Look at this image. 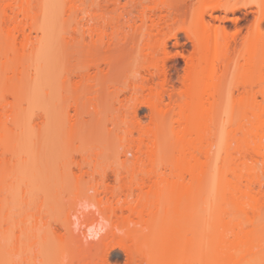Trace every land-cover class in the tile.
Instances as JSON below:
<instances>
[{
	"label": "bare ground",
	"instance_id": "1",
	"mask_svg": "<svg viewBox=\"0 0 264 264\" xmlns=\"http://www.w3.org/2000/svg\"><path fill=\"white\" fill-rule=\"evenodd\" d=\"M84 1L0 0V264H24L23 237L29 240L28 246L37 245L32 263L40 264L38 252L46 242L37 233L45 222L43 217L27 213L30 205L24 201L25 207L20 206L16 195L20 179L35 178L36 159L25 145L33 141L37 151L38 128L30 121L36 116L38 70L44 75L42 68L64 65L70 70L92 67L109 73L126 63L125 58H132L133 64L139 58L136 65L150 70L153 77H162L161 81L167 79V65L160 61V55L169 54L170 36L178 44L177 32L160 36L142 19L130 27V47L123 43L116 48L120 28L116 26L115 6L97 11ZM108 1L116 5V0ZM258 1L257 14L245 33L239 30L233 35L206 16L217 17L221 12L227 17L245 7L246 1H203L192 24L180 28L193 46L188 56L180 53L185 56L182 87L152 88L144 78L147 83L134 84L132 89L134 94L147 89L150 122L143 124L136 119L135 108L116 115L118 131L113 140L118 141L123 155L132 153L130 159H118L117 167L111 170L119 187L126 190L118 209L165 224L175 213L179 222L176 231L162 230L147 239L131 238L130 264H264V0ZM172 3L162 1L174 9L167 12L178 14ZM152 16L147 19L154 26ZM116 50L121 61L116 60ZM233 81V87L242 88L237 95L230 85ZM6 94L12 96L11 102L5 101ZM80 96L74 92L70 97L78 103ZM164 96L169 105H163ZM66 126L68 133H73L75 124ZM21 146L28 150L23 148V154L27 153L24 159L30 162L27 165L18 162ZM7 154L17 155V161ZM100 156L95 150L82 164L103 180L109 166H101ZM63 180L68 186L67 178ZM101 184L73 186L74 201L80 208L71 214L77 241L62 253L61 264L103 263L104 258L95 261L96 254L89 249L114 233L107 223L113 208L101 198L93 199ZM66 185L64 190L69 189ZM134 188L138 193L134 194ZM89 190L94 191L92 197ZM206 204L208 211L203 216L192 212ZM30 227L33 231L28 233ZM58 242L63 245L65 241Z\"/></svg>",
	"mask_w": 264,
	"mask_h": 264
},
{
	"label": "rangeland",
	"instance_id": "2",
	"mask_svg": "<svg viewBox=\"0 0 264 264\" xmlns=\"http://www.w3.org/2000/svg\"><path fill=\"white\" fill-rule=\"evenodd\" d=\"M107 1L86 0L84 3H86L87 6L92 4V7L90 6L91 9L97 11H103L105 9L112 10L115 6L116 22L118 21L116 26L120 28L116 36V40L118 41L116 43V48L123 45V43L128 44L130 47V27L139 25L142 19L146 22L149 29H152L155 34L158 33L160 36L177 32L178 44H174L175 39L170 36L167 45L169 54L166 56L160 55V61L165 62L167 65V79L165 81H161L162 77L161 79L153 77L155 75L152 74V76L148 73L150 70L148 71L143 67L141 68V65H136L135 63L140 61L139 58H136L134 64L130 63L132 58H125L126 63H123L120 67L118 66L114 71L110 70L111 72L109 73L104 64L101 66L106 70H102V72H100L101 70L98 72V70L92 67L86 70L84 69V71L76 67V69H72L74 70L72 72V70L66 68L64 65H59L60 67L48 65L49 67L46 66L48 68L43 66L45 68L41 70H43V73L44 71L46 72L44 75L38 70L40 74L37 73V76L39 75L37 77L38 89H36L37 106L35 107L36 112H34L36 116L35 114L32 115L35 117H31L32 121H30V124L35 122L38 128V136L36 135L37 151L34 150L32 146L33 141H29V143L25 145L29 149V155H32L31 158L36 159V167H33L35 168V174L33 175L35 178L32 176L34 179L33 181L29 178L30 176L24 178L22 177V172L20 175L21 178L24 179H20L18 182V191H16L18 194L16 193V195L18 196L17 199L20 201H18L20 206L25 207L24 201H27V205H30L26 210L27 213L39 215L43 217V220L46 222L45 224L43 221L45 224L44 226L43 223L41 224V221V225L37 228L38 237H44L46 239L44 246L38 252L39 259L41 260L40 264H61L63 258L62 253L68 249L69 245L73 246L71 243L75 242L77 239L76 236L78 231L73 230L71 224L74 220L71 214L80 209L74 201V191L72 188H74L73 186L75 184L86 186L91 183L100 184V182H103V184H101L102 186L98 185L100 186V192L96 193L93 199L98 201L99 198H101L106 204L111 205V209L113 208L114 210V212L112 211L110 214L109 222H107L108 226H112L111 228L114 233L110 234L102 243L96 245V248H89L87 246V248L93 249L92 251L95 252L93 253V256L96 254V256L93 257L95 261H100L104 258V261H101L103 262L102 264H130V256L128 255H130L131 251V238L147 239L157 235V233L162 230L176 231L179 226L178 218L175 213L170 216V220L165 224L158 221L151 222L147 220V218H138L129 214L126 210L121 211L118 209V207L124 203V194L126 190L119 187L120 184L117 182L111 170L117 167L118 159L123 160L125 157L130 159L132 153L127 152L126 156L123 155V153L120 152L121 149L118 141L113 140V135L118 131L116 126L117 114L126 113V111L130 112V110L133 112L135 108L134 114L136 119L143 124H148L151 120V109L145 104V102L150 100L147 89L140 94H134L132 89L134 84L139 85L147 81L148 85L152 88L163 85L167 90L182 87L180 77L183 73L182 69L185 56H180V53L188 56L193 46L180 28L183 25L190 26L192 24L194 17L197 16V12L203 7V1L205 0H116V5L112 3L109 4L110 1ZM162 1H165V3H175L174 8L178 9V14L175 13L171 15V13L167 12H172L174 9L171 11V8H169V10L167 4L163 5ZM243 1H246L247 5L228 13L227 17L224 16V13L217 12V17L209 18V16H206V19L212 23L223 26L229 35H233L239 30H241V34H244L246 27L249 26L250 22L257 14L259 1ZM165 14H169V16H167V18H162ZM149 15L154 19V26L152 22L147 19ZM235 17L239 18L234 20ZM139 42H141V40ZM118 44L119 46H117ZM177 52H179V54ZM119 53L120 52L116 50V60L120 58L119 60L121 61L122 57L117 56ZM78 59L80 58H77V61ZM144 78L147 80L145 79L144 81ZM230 85L233 87L235 85L234 81ZM241 90V87H233L232 89L235 95L239 93L238 91L241 92ZM74 92H78L81 95L78 103L73 102L70 97ZM11 99H13L11 95H5L6 102H11ZM258 99L261 100L260 97H258ZM169 104L170 101L168 97L164 96L163 105L166 106ZM71 123L75 124V129L73 133L70 134L68 133V128H66L68 126L66 125ZM30 127L28 126L29 129H31ZM28 128L26 130H28ZM17 132L20 131L17 130ZM133 135L137 137L138 133L134 131ZM28 138L30 139V137ZM34 144L35 143H33V145ZM26 147L23 146V148ZM20 148H22V146ZM23 148L22 150L24 151ZM27 148L25 149L26 152L28 151ZM22 150H20L22 156L18 151V162L27 165L30 162H26L27 160L24 158H26L25 156H27V153L26 155L23 154L25 151L22 152ZM95 150L101 152V166L104 167L106 164L109 166L107 167L106 175L103 179L104 181L97 173L91 174L92 170L90 167L82 164L83 158L92 154ZM36 152L37 155H35ZM7 155L9 157L14 156L13 154V156H11V154ZM17 155L14 156L13 159H10L12 161L14 159L17 161ZM22 159L25 161L23 162ZM28 160H30V158ZM18 162L16 165H18ZM79 163L82 165H77ZM88 166L90 165L88 164ZM110 166L112 167L110 168ZM28 173H23V176L24 174L29 175ZM32 173L34 172H31V175ZM63 176L67 178L68 182H66L70 187L66 185V179L62 182V179H64ZM62 184H65L69 189L64 190L65 185L63 186ZM104 187L106 191H103L102 188ZM93 192V190H89L88 194L90 196L94 195ZM135 193H138V190L134 188V194ZM196 208H194L192 212L196 211L202 215L206 214L208 211L207 204ZM22 212L24 213V211ZM15 216L14 218H17ZM81 218H83V216H81ZM32 231L33 229L30 227L28 233ZM58 240H64L65 242L63 245H60ZM28 243L29 240L23 237L21 256L24 264H33V255L36 252H33V250L36 249L37 245L34 246V249L28 246ZM31 244L32 242H30V245ZM128 248L130 249L129 253H127ZM98 256L102 258L98 259Z\"/></svg>",
	"mask_w": 264,
	"mask_h": 264
}]
</instances>
